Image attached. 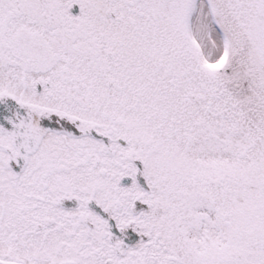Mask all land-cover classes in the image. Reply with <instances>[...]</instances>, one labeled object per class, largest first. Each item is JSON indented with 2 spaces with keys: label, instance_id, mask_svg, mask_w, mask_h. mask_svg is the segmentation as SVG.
Wrapping results in <instances>:
<instances>
[{
  "label": "snow or ice",
  "instance_id": "1",
  "mask_svg": "<svg viewBox=\"0 0 264 264\" xmlns=\"http://www.w3.org/2000/svg\"><path fill=\"white\" fill-rule=\"evenodd\" d=\"M0 264H264V0H0Z\"/></svg>",
  "mask_w": 264,
  "mask_h": 264
}]
</instances>
